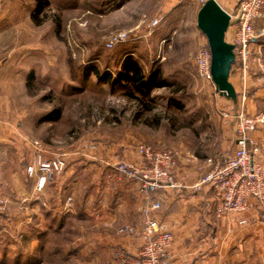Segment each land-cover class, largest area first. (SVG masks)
<instances>
[{
    "label": "rangeland",
    "instance_id": "1",
    "mask_svg": "<svg viewBox=\"0 0 264 264\" xmlns=\"http://www.w3.org/2000/svg\"><path fill=\"white\" fill-rule=\"evenodd\" d=\"M49 2L37 23L32 18L34 0H0V125L12 129L7 137L18 131L25 148L37 140L51 154L68 158L144 144L176 153L178 166L181 155L189 162L198 158L201 180L207 161L224 156L223 113L229 109L214 83L196 72V55L208 44L197 27L199 3ZM255 30L258 39L251 46L248 71L264 75V8ZM118 34L126 40L108 48ZM130 55L145 73L160 71L165 86L145 94L135 91L137 99L128 95L129 82L112 87L93 72L95 67L117 76ZM241 71L238 62L233 82ZM233 107L231 113L239 112L238 104ZM55 109L61 117L50 122L47 117ZM62 239L57 244L63 245ZM30 250L26 247L25 254ZM46 254L43 259L49 264ZM14 259L0 256V264H14Z\"/></svg>",
    "mask_w": 264,
    "mask_h": 264
},
{
    "label": "crops",
    "instance_id": "2",
    "mask_svg": "<svg viewBox=\"0 0 264 264\" xmlns=\"http://www.w3.org/2000/svg\"><path fill=\"white\" fill-rule=\"evenodd\" d=\"M215 1L226 12L234 13L240 0ZM234 34L235 28L229 27L227 42L232 43ZM231 76L237 100L221 95L229 109L225 112L231 113L238 104L239 111L251 115L264 113V75L241 71L235 82ZM233 126V118L223 122L226 136L223 157L236 149ZM8 130L12 129L0 125V197L7 201V211L0 218V256L23 255L34 264H46L43 256L47 252L42 242L55 237L66 239L70 220L66 219L56 235L57 226L52 219L69 214L73 216L76 234L61 247L68 256L67 263L111 264L117 249L131 255L140 250V237L120 234L119 229L123 225L140 228L144 219L142 209L150 201H157L161 209L153 216L166 224L174 236L162 264H264V221L260 205L251 201L242 215L219 218L216 193L208 186L195 188L202 175L196 171L198 158L193 157L189 162L181 155L175 173L182 188L152 190L147 198L140 184L114 175L113 167L119 161L140 163L142 160L135 145L125 144L124 148L109 151L111 154L99 150L90 152L92 155L68 158L67 169L56 183L38 194L36 181L26 171L34 159V148L32 145L25 148L18 131L7 137ZM251 137L264 164V125ZM208 170L205 167L203 174ZM111 173L113 177L109 180L107 176ZM241 220L247 223L241 224ZM26 241L31 248L27 254Z\"/></svg>",
    "mask_w": 264,
    "mask_h": 264
},
{
    "label": "built area",
    "instance_id": "3",
    "mask_svg": "<svg viewBox=\"0 0 264 264\" xmlns=\"http://www.w3.org/2000/svg\"><path fill=\"white\" fill-rule=\"evenodd\" d=\"M204 5L209 0H196ZM264 0H240L231 16L230 27L235 28L232 45L235 46L236 63L240 62L242 72L249 70L251 46L257 41L258 34L255 22L261 16ZM125 34L113 36L108 48L124 42ZM197 75L203 81L213 83L211 74L212 54L209 45L202 46L195 58ZM225 122L233 118L234 134L236 135V149L228 157H220L217 162L208 160L206 167L210 170L195 186L210 187L219 199L217 216L222 218L229 214L242 215L254 201L262 209L264 221V164L259 159V149L252 140V134L264 125V113L248 114L241 110L234 116L224 112ZM35 155L26 171L29 178L34 179L35 192L44 193L49 185L56 183L68 166L66 154H51L44 145L37 140L32 141ZM136 151L141 157L140 163L119 161L114 165V175L130 182L141 185L142 192L147 198L152 190L166 188L180 189L182 184L176 176L178 166L177 154L168 150H157L151 146L138 144ZM111 180L113 174H109ZM72 199H68L70 203ZM161 209L157 201H150L142 209L143 221L140 228L132 225H123L119 233L127 236L138 235L142 246L136 254H129L117 249L113 252L112 260L115 264H162L173 245L174 236L166 224L157 220L153 213ZM7 210V201L0 197V214ZM246 224V220H241Z\"/></svg>",
    "mask_w": 264,
    "mask_h": 264
},
{
    "label": "trees",
    "instance_id": "4",
    "mask_svg": "<svg viewBox=\"0 0 264 264\" xmlns=\"http://www.w3.org/2000/svg\"><path fill=\"white\" fill-rule=\"evenodd\" d=\"M35 1V11L32 15V18L35 22H39L38 17L42 15L45 11V9L49 6L50 2L49 0H34ZM200 8L202 7L201 4ZM236 64V63H235ZM233 65V68L235 66ZM121 71L118 72L117 76H113L111 73H108L107 71H99L97 68L93 67V72L98 75V79L100 82H105L106 84H109L112 87H115L117 85H122L125 81L129 82L132 86V91L128 93V95L132 98H137L135 96V91H138L142 94H145L146 91L150 90L152 87H163L167 83L166 80L160 79V71H152L149 73H145L143 67L141 64H139L135 59L134 56H126L125 59L122 61L121 64ZM232 68V71H233ZM154 87V88H155ZM138 99V98H137ZM61 117V111L59 109H55L49 117H47V120L50 122L57 121ZM5 215V213L0 214L1 216ZM72 215H64L62 217H53L52 222L57 226L55 229V234H60V229H62L64 223L66 222V219H70L68 222L67 227V233L72 234L75 232L74 223L72 220ZM2 228V226L0 227ZM59 237L52 238L48 241H43L42 245L44 246V249H46V252L49 256L50 262H53L54 264H68V256H65L63 253V249L61 248L64 244H68V240L71 239V237L66 236V239H62L64 241V244H57L56 240ZM26 247L28 246V243L26 241L25 243ZM14 264H21L25 262H30V264H34L35 262L26 257V259L23 258V255H19L17 258L14 259ZM13 261V262H14Z\"/></svg>",
    "mask_w": 264,
    "mask_h": 264
},
{
    "label": "water",
    "instance_id": "5",
    "mask_svg": "<svg viewBox=\"0 0 264 264\" xmlns=\"http://www.w3.org/2000/svg\"><path fill=\"white\" fill-rule=\"evenodd\" d=\"M231 16L215 0L207 1L197 14V27L206 37L212 54L211 74L217 91L237 100V92L230 82L233 65L236 63L235 46L227 42L226 34Z\"/></svg>",
    "mask_w": 264,
    "mask_h": 264
}]
</instances>
